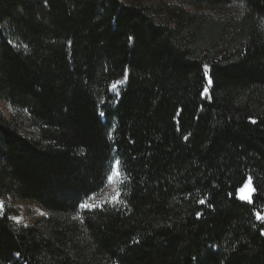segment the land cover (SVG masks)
Wrapping results in <instances>:
<instances>
[{"label":"trees","instance_id":"16d2710c","mask_svg":"<svg viewBox=\"0 0 264 264\" xmlns=\"http://www.w3.org/2000/svg\"><path fill=\"white\" fill-rule=\"evenodd\" d=\"M0 101V264H264V0H0Z\"/></svg>","mask_w":264,"mask_h":264},{"label":"rangeland","instance_id":"374dc122","mask_svg":"<svg viewBox=\"0 0 264 264\" xmlns=\"http://www.w3.org/2000/svg\"><path fill=\"white\" fill-rule=\"evenodd\" d=\"M132 1L142 2L144 0H132ZM243 10L244 8L242 3L237 2L236 4L232 5L231 7L225 10L222 9L220 11L213 12L212 14L216 17L228 20L239 17L242 14ZM114 85L115 87H113ZM122 85L123 83L121 82H117L113 84L111 86V91L115 94H118L120 87ZM205 93L206 91L204 92L203 96H205ZM0 109L3 110L5 114L13 115L15 117L17 116V118L19 119L25 118L26 120L28 118V113L26 112V110H22V109L14 110L7 102L4 101H0ZM25 122H27L26 125H29L30 123L28 120ZM22 123L24 124V121H22ZM117 172L119 173V175L116 174ZM111 177L112 179L109 180L107 186L101 192L85 200L84 202H87L90 205H95V207L101 206L106 202L119 203L120 202L119 184L121 183L122 178L118 169L117 162H115L113 165ZM247 182L245 184H247ZM245 184L242 188H245ZM251 187L253 188L252 180H251ZM251 194L252 192L250 193V195ZM241 195H249L248 190L245 189L243 193L238 191V196L240 197ZM114 197H116L115 200L113 199ZM0 204L3 205V208L0 210L10 213L12 219L13 217L17 218L19 222H17V219H13V220L19 225L35 224L39 219L48 215L47 211L42 209L34 202L24 201L10 196L0 198Z\"/></svg>","mask_w":264,"mask_h":264},{"label":"snow or ice","instance_id":"6c2138e0","mask_svg":"<svg viewBox=\"0 0 264 264\" xmlns=\"http://www.w3.org/2000/svg\"><path fill=\"white\" fill-rule=\"evenodd\" d=\"M131 39H132V37H129V40H131ZM205 74H207V73H205ZM209 83L211 84V80H209ZM113 87H115V85H114ZM205 91H207V90H205ZM101 115H103V113H101ZM252 123H256V122H255V121H252ZM185 139H187V137H185ZM116 174L119 175L118 172H117ZM108 179L111 180L112 177L109 176ZM245 189L248 190L249 195H241V196H240V199H241V200H247L248 203H252V198H251L250 193L253 192V191H255V189H253V188L251 187V178H249L247 184H245V188H242V189H240L239 191H240L241 193H243V192L245 191ZM113 199L115 200L116 197H114ZM201 203H203V201H201ZM80 207H81V208H85V209H87V208L95 207V205H90V204H88L87 202H84V203L80 204ZM2 208H3V205L0 204V209H2ZM13 219H17V218L13 217ZM256 219L261 220V221H264V215H261L259 212H257V213H256ZM17 222H19L18 219H17Z\"/></svg>","mask_w":264,"mask_h":264}]
</instances>
